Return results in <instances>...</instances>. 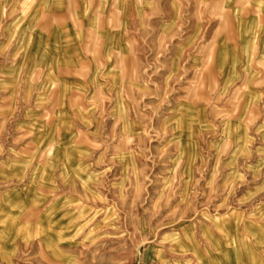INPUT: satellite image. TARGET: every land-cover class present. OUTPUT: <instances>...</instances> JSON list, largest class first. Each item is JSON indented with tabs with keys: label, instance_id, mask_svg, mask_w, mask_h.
<instances>
[{
	"label": "rangeland",
	"instance_id": "obj_1",
	"mask_svg": "<svg viewBox=\"0 0 264 264\" xmlns=\"http://www.w3.org/2000/svg\"><path fill=\"white\" fill-rule=\"evenodd\" d=\"M213 10L186 17L207 20L204 69L170 60L183 16L172 39L149 17L147 65L129 60L114 87L22 71L0 11V264H264L230 245L264 193V90L220 91Z\"/></svg>",
	"mask_w": 264,
	"mask_h": 264
},
{
	"label": "crops",
	"instance_id": "obj_2",
	"mask_svg": "<svg viewBox=\"0 0 264 264\" xmlns=\"http://www.w3.org/2000/svg\"><path fill=\"white\" fill-rule=\"evenodd\" d=\"M163 3L164 0H0V11L15 23L11 41L20 42L17 58L22 71L45 73V83L52 86L57 81L56 73L76 76L79 70H97L94 75L106 77L114 87L120 68L124 77L128 74L129 60L137 62L140 73L145 69L144 23L149 17L167 15L172 39L179 28L176 16H183L184 34L180 39L174 36L170 60L173 66L187 61L190 73L196 66L204 69L210 46L207 20L197 26L186 17L206 16L217 7L227 17V26L216 32L212 43L220 91L241 87L245 92L264 90V86H257L264 84V0H165L164 9ZM198 38L202 54L193 51ZM260 166L252 167L253 173ZM260 187H264V180ZM262 192L260 189L257 196L259 207L244 226L230 220L234 223L231 248L237 251L239 245L256 261H264Z\"/></svg>",
	"mask_w": 264,
	"mask_h": 264
},
{
	"label": "bare ground",
	"instance_id": "obj_3",
	"mask_svg": "<svg viewBox=\"0 0 264 264\" xmlns=\"http://www.w3.org/2000/svg\"><path fill=\"white\" fill-rule=\"evenodd\" d=\"M158 254H159V256H160V255H161V252H159Z\"/></svg>",
	"mask_w": 264,
	"mask_h": 264
}]
</instances>
